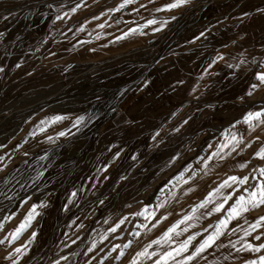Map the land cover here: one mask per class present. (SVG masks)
<instances>
[{
	"label": "rangeland",
	"instance_id": "rangeland-1",
	"mask_svg": "<svg viewBox=\"0 0 264 264\" xmlns=\"http://www.w3.org/2000/svg\"><path fill=\"white\" fill-rule=\"evenodd\" d=\"M120 2L85 0L86 7L57 20L58 14L68 12L79 0H0V33L4 34L0 39V68L4 69L0 72V145H4L0 155L11 157L0 171V219L17 213L6 222L0 239L37 198L49 205L38 218V227L34 223L15 243L0 246V264H7L6 252L27 244L34 230L38 234L27 244L19 264H51L69 253L78 254L69 256V264H84L82 253L92 239L105 252L112 244L132 239L119 261L113 252L104 262L129 264L137 251L192 212L222 179L264 167V161L252 156L260 143H253L241 156L233 154L234 159L227 163L209 162L207 174L198 159L215 150L225 130L248 137L245 115L264 107V89L243 101L238 99L264 63V13L257 11L264 9V0H190L170 12L155 11L168 0H136L119 12L92 19ZM172 15L176 20L169 19ZM153 18L167 23L154 32L159 24L144 27ZM101 24L105 26L99 27ZM81 25L84 30L78 31ZM129 27L137 29L135 34L116 39ZM201 31L205 36L194 39ZM217 52L224 59L208 68ZM229 64L240 67L230 68ZM181 80L183 83H178ZM54 115L66 118L52 122ZM78 116L85 119L76 128L73 124ZM173 128L180 131L173 132ZM60 131L66 135L58 136ZM156 131L160 135L152 141ZM49 136L51 140L46 138ZM118 150L120 156L113 160ZM178 153V159L172 161ZM236 161L250 163L241 170L234 167ZM105 164L109 165L108 180L102 179L105 173H97ZM189 164L192 168L185 179L194 173L193 180L187 185L178 183L175 178ZM121 175L127 179L120 180ZM248 183L256 181L250 179ZM189 187L192 191H187ZM78 189L83 191L78 192L68 211L63 210L71 192ZM4 193L14 198L10 200ZM26 194L32 199L21 207L19 198ZM158 204L163 208L156 209L157 217L164 212L169 215L155 228L143 216H130L115 237L100 240L121 215L140 211L145 205H149L150 213ZM227 207L211 216L203 215L206 209L199 208L195 227L174 238L179 242L200 232L193 241L197 243L207 234L202 229L215 225ZM255 216V212L245 213L232 220L226 235L217 241L224 247L207 250L206 261L199 264H244L264 255V251L255 253L243 247L246 241L257 243V233L245 236L243 231L248 227L245 220L252 223ZM80 223L83 228L77 226ZM141 224H148L150 230ZM133 228L140 236L129 235ZM100 255L103 253L97 251L93 264Z\"/></svg>",
	"mask_w": 264,
	"mask_h": 264
},
{
	"label": "snow or ice",
	"instance_id": "snow-or-ice-1",
	"mask_svg": "<svg viewBox=\"0 0 264 264\" xmlns=\"http://www.w3.org/2000/svg\"><path fill=\"white\" fill-rule=\"evenodd\" d=\"M136 0H121L120 4L115 8H108L105 11H101L99 16H93V20H98L100 17L105 16L107 13L119 12L120 10L126 8L128 5L134 4ZM151 2V0H150ZM190 3V0H168L162 7L155 8L156 12L161 11H172L175 9L182 8ZM81 6H87L85 4V0H79L74 7L70 8L68 12H61L56 16L57 20H62L69 15V13H74ZM51 7V5H49ZM141 8L145 7V5L141 4ZM136 11V9H133ZM258 12L264 13V9H257ZM244 15H248L245 13ZM171 20H176V16L172 15L169 17ZM167 23V21H157L155 18L149 19L146 21L144 27L148 25H157L159 27H155L152 30L154 32L160 31L162 27ZM103 28L105 25H98ZM84 26L81 25L78 31H83ZM137 31L136 28L129 27L127 32L122 33L121 36L116 37V39H121L123 37L128 36L129 34H135ZM205 36V32L201 31L198 36L194 37V39H200ZM0 39H4V34L0 33ZM235 43V41L233 42ZM226 47V45H225ZM224 57L219 52H217L216 56L211 59L208 64V68H211L217 61L223 60ZM255 62V61H254ZM228 67H237L240 65H231ZM4 69L0 68V72H3ZM254 81L249 84L248 89L246 90L244 96L239 97L238 99L244 100V97H252L257 91L264 89V63L261 64L260 70H257L253 73ZM147 83V82H146ZM178 83H183V81H178ZM193 92L196 91L194 87L192 89ZM211 107V105H209ZM113 112L116 111L115 108L112 109ZM175 115V113H173ZM66 117L63 115H54L51 117L52 122L64 120ZM83 116H78L73 124V127L78 128L84 122ZM46 123V121L41 122ZM183 123L187 124L188 121L185 120ZM240 121H236L235 124H239ZM244 123L248 125L250 130L249 136L245 137L243 134H237L234 132H230L225 130L223 134V140L220 141L218 146L214 151L209 152L206 156H201L198 159L204 165V172L207 174L208 172V164L209 162L216 160L217 163L224 164L227 163L229 158L234 159L235 156H241L245 149L251 148L253 143H260L262 146L258 150H254L252 156L259 159L260 161H264V138H262V134H264V107H260L255 111H248L244 117ZM235 124L230 125L231 128L235 127ZM43 131V129H41ZM259 133L253 135L252 133ZM173 132H179V128H173ZM34 135V133H31ZM70 134V133H68ZM58 136H65L66 132L60 131L57 133ZM160 135L159 131H156L152 134L151 140L156 141L157 137ZM48 140H51L52 137H46ZM0 147H4V145H0ZM20 145H17L19 148ZM212 146L209 145V148ZM25 156L28 155L27 152L24 153ZM120 156V150L116 151L113 154L112 159L115 160ZM179 153L176 156L172 157V161L178 159ZM11 157L6 153L5 155H0V171L3 170L4 161ZM133 159H136L133 156ZM171 162V161H170ZM250 161H236L234 164L235 168L245 169L248 167ZM109 165L105 164L102 168L97 169V173H105L102 176V179L108 180L110 177L106 174L108 171ZM192 168V165H186L183 171L179 173V175L175 178L177 182H183L185 185L189 183V181L193 180L194 173H190L185 179V173L189 172ZM258 173V175H253L252 173ZM42 175V173L37 174ZM15 179V177H13ZM127 177L121 175L120 180H126ZM254 180L256 183L249 185V180ZM17 183H20L17 181ZM27 183V181H25ZM24 184H20L21 188H24ZM228 191H225V190ZM83 191V189H78L70 194V198L68 203L63 205V210H69V204L73 202L75 198H77L78 192ZM187 191H192L191 187L187 189ZM234 193H239L238 195H233ZM5 197L8 199H13L14 197H7V194L4 193ZM32 197L30 195H25L19 198V205L22 207L24 204H27ZM231 201V203H229ZM100 204H103L104 201L100 200ZM225 205H228L227 212L224 216L219 219V221L215 224H209L208 228L202 229L203 232L207 233L204 235L197 243L193 244V241L197 240V237L201 235L200 232H193L188 235L186 239H183L179 242L176 241L174 237L180 236L184 232H188L190 228L195 227L196 221L199 220V217L195 215L196 211L199 208L206 209L203 215L211 216L213 213H220ZM48 201L44 199L37 198L36 201L31 203L30 207L24 213L22 219L17 223V225L10 230L2 239H0V246L2 245H12L15 243L20 236L32 228L35 223L37 227L39 226V217H41L44 213V210L48 207ZM127 208H131V205H125ZM149 205H145L144 209L137 212H130L124 215H121L118 220H116L108 229L107 233L100 236V240L107 241L109 239V235L115 237V234L121 229L126 222L129 221V217H141L143 216L146 221L151 220V227L155 228L162 221L167 220L168 213L164 212L159 217H157V208H163V204H158L153 207V210L148 213ZM255 212L256 216L253 218L252 223H248L245 220V223L248 224V227L243 229L245 236H252L253 233H257L254 236L255 241L257 243L244 242L243 247H247V249L251 252L260 253L264 251V243H260L259 241L264 240V167H257L252 169L247 175H228L226 179H222L215 188H212L211 191L208 192L207 196L200 203L193 207L192 212L183 215L179 220L175 223L171 224L160 237L155 240H152L147 245L143 246L139 251L132 256L129 264H144L145 261H149L150 264H199L201 260H205L204 253L216 247H224L223 243L217 244V241L220 240L221 237L226 235V232L229 230V224L232 220L238 219L242 217L245 213ZM16 212H13L9 215H5L2 219H0V232L4 230L6 222L13 219L16 216ZM107 223V221H105ZM180 225H184L181 230H177ZM80 228H83V223L77 225ZM141 228L148 229V224H141ZM208 229H212V231H208ZM150 230V229H148ZM259 230V231H258ZM232 232H235L236 229H231ZM37 231H32L29 237L27 244H30L32 240H34L37 236ZM140 232L133 228V231L129 233L130 236H140ZM77 240L80 239L79 236L76 237ZM239 242V241H237ZM72 243L75 244L76 240H72ZM132 239H129L125 244H112L108 251H104L103 248L98 247V242L95 239L91 240L90 244L86 245V251L82 253L85 258L84 264H93V261H96V253L97 251L103 253L100 255L97 264H104L105 260L111 256L113 252L117 253L114 257L115 260L119 261L121 257L125 255V249L129 248L132 245ZM229 245L232 248H235V244L229 240ZM27 244H23L17 247L12 248L11 251L6 252L4 256V260L7 264H19L22 256L27 252ZM168 245L167 248H161V245ZM175 244V247L171 245ZM153 246H156L155 248ZM64 247H68L67 244ZM243 247L240 250H243ZM77 253H69L68 255H60L58 259H53L51 264H61L62 261L65 264H69V256H76ZM179 257V259H177ZM207 264V262H206ZM244 264H264V255H258L255 259L245 260Z\"/></svg>",
	"mask_w": 264,
	"mask_h": 264
}]
</instances>
